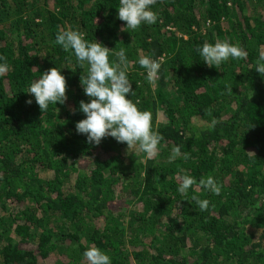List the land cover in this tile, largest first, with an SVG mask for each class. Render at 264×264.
Masks as SVG:
<instances>
[{"label":"trees","instance_id":"trees-1","mask_svg":"<svg viewBox=\"0 0 264 264\" xmlns=\"http://www.w3.org/2000/svg\"><path fill=\"white\" fill-rule=\"evenodd\" d=\"M118 5L0 0L9 65L0 75V264H87L90 246L112 264H264V76L255 70L264 0H156L157 22L128 31ZM66 29L103 43L110 62L125 49L129 97L162 137L155 158L76 131L87 64L55 43ZM225 39L247 57L205 64L196 47ZM141 56L161 64L152 82ZM51 67H62L67 99L42 112L26 91ZM182 172L197 178L187 195L177 191ZM208 175L218 195L199 185ZM193 195L209 207L201 211Z\"/></svg>","mask_w":264,"mask_h":264},{"label":"clouds","instance_id":"clouds-1","mask_svg":"<svg viewBox=\"0 0 264 264\" xmlns=\"http://www.w3.org/2000/svg\"><path fill=\"white\" fill-rule=\"evenodd\" d=\"M155 3L156 0H119L117 17L125 22L124 30H136L142 24L156 23L158 13L152 8ZM55 43L65 51L72 52L78 67L87 64V72L81 75L80 84L89 99L87 102H79V110L85 117L76 122V131L84 134L89 143L98 145L104 137L111 136L118 143H126L128 149L138 146L146 159L155 158L162 137L153 128L152 113L140 109L129 97V93L131 96L135 93L128 77L131 65L125 49L112 53L117 59L110 62V49L107 46L96 40L90 42L84 38L83 33L71 29L59 31ZM196 52L205 64L217 68L229 58L244 59L248 55L243 48L227 39L214 43L205 42L196 47ZM3 60L0 57V75L9 70V65ZM258 60L260 63H257L255 70L264 76V51L259 52ZM137 63L145 70L149 82L156 78L161 67L158 59L149 56H141ZM61 68L51 67L42 72L27 88L26 92L32 94L42 112L47 111L49 104H64L67 99L66 78ZM26 103L31 104L32 99H28ZM217 123L213 118L209 126L214 128ZM180 154V147L173 146L169 160H174ZM196 183L197 178L182 172L177 191L181 195H187ZM198 183L213 194L218 195L221 191V185L212 175L199 178ZM191 199L201 211L209 207L207 199H200L196 195ZM82 255L87 264H112L109 254L95 246L86 248Z\"/></svg>","mask_w":264,"mask_h":264},{"label":"rangeland","instance_id":"rangeland-1","mask_svg":"<svg viewBox=\"0 0 264 264\" xmlns=\"http://www.w3.org/2000/svg\"><path fill=\"white\" fill-rule=\"evenodd\" d=\"M134 152H135V153L138 152V149H135Z\"/></svg>","mask_w":264,"mask_h":264}]
</instances>
